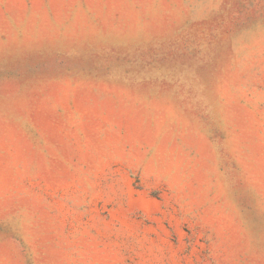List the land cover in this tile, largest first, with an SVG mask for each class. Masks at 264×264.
Here are the masks:
<instances>
[{
	"label": "rangeland",
	"instance_id": "1",
	"mask_svg": "<svg viewBox=\"0 0 264 264\" xmlns=\"http://www.w3.org/2000/svg\"><path fill=\"white\" fill-rule=\"evenodd\" d=\"M0 264H264V0H0Z\"/></svg>",
	"mask_w": 264,
	"mask_h": 264
}]
</instances>
